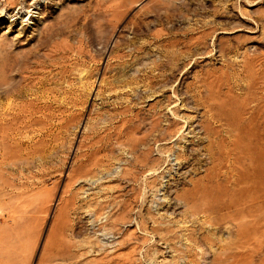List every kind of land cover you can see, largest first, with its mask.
<instances>
[{
  "label": "rangeland",
  "instance_id": "obj_1",
  "mask_svg": "<svg viewBox=\"0 0 264 264\" xmlns=\"http://www.w3.org/2000/svg\"><path fill=\"white\" fill-rule=\"evenodd\" d=\"M22 103L0 264H264V0H0V112ZM204 122L259 147L248 191L211 182Z\"/></svg>",
  "mask_w": 264,
  "mask_h": 264
},
{
  "label": "bare ground",
  "instance_id": "obj_2",
  "mask_svg": "<svg viewBox=\"0 0 264 264\" xmlns=\"http://www.w3.org/2000/svg\"><path fill=\"white\" fill-rule=\"evenodd\" d=\"M22 104L24 105L20 104L21 106L18 105V107L3 108V110L0 112V157H1L0 163L2 164H5L6 160L10 157L11 158L16 157L14 158V160L18 158L13 154L15 153L20 154L21 152H23L22 149L24 147L22 148V146L24 145V143H22L23 141H20L21 139L17 140V137L15 138V136H18L19 134L24 135L25 133H27L26 135H24L25 137L28 135L29 132H36V131L40 132L39 125L41 123V119L36 115L38 111L34 107L28 108L29 103L28 104L26 103L28 106H25L26 105L25 103ZM201 128L203 133L205 134V137L207 138L206 139L207 141L206 143L199 144L201 145L199 150H201L200 152L201 156L204 155V159L206 163H211V167L208 169V171L211 172L212 175L210 178L211 182L212 180H215L214 178L216 177L215 182L219 183L222 188L224 186H229V187L231 186L233 189L237 188L238 193H243L248 191V188L242 186L241 184H243V182L246 184L248 182H251L252 178L255 177V174H258L260 171L259 169L260 159L258 158V153H257L259 147L257 148L256 146L251 147L250 146L251 141L248 140V137L246 136L245 133H244L245 135L244 139L238 136L235 139H230V140L228 139L227 141H224L223 139L213 140V137L216 135L214 128L210 127L209 123L207 122L206 123L204 122L203 125L201 124ZM49 130L52 131V129ZM8 141H11L9 145L12 148H10L9 145L7 146ZM21 154L23 155V153ZM176 154H177L176 156L177 161L179 159L181 162L187 161L186 156H184L185 153L179 151ZM26 156L25 158H27ZM21 157L19 159H21ZM14 160L12 158V161ZM10 161L9 163H11ZM9 163H7V165ZM224 167L226 168V170L222 171ZM241 175L242 176L244 175L245 179L242 178ZM248 185L249 184H247V186ZM215 187L216 185L214 186V188ZM223 196H227L228 200L219 202L216 205L218 209L229 208L235 205L236 203H238V199L234 197V193L231 190L226 191V193H224Z\"/></svg>",
  "mask_w": 264,
  "mask_h": 264
}]
</instances>
